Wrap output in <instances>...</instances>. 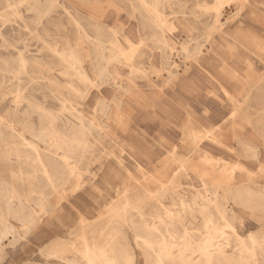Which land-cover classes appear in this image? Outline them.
I'll return each instance as SVG.
<instances>
[{"label":"rangeland","instance_id":"rangeland-1","mask_svg":"<svg viewBox=\"0 0 264 264\" xmlns=\"http://www.w3.org/2000/svg\"><path fill=\"white\" fill-rule=\"evenodd\" d=\"M59 1L92 31L117 26L116 29L121 28L128 35L140 30L146 40L133 61L122 68L120 85L105 79L99 88L90 87L89 95L81 100L68 85L67 78L60 74L62 66L48 46L77 47L80 42L83 59L97 73L93 65L95 54L88 42L79 40L76 29L61 8L38 25L41 38L26 27V24L31 28L36 24L33 11L23 8L24 21L15 17L6 22L0 20L3 36L13 44L7 48L0 36V65L5 59L16 65L19 50L29 64V73L22 74L20 79L0 78L4 92L2 114L12 106L13 95L9 90L21 87L28 96L55 110L60 108L58 96L75 104L79 102L81 106L78 107L84 108L86 120L94 122L89 134L90 161L88 170L81 176L80 189L74 193L69 189L65 195H58L61 215L55 216L49 206L46 216L29 233H22L15 244L6 242L0 264H84L75 249L80 246L81 238L68 234L71 228L63 224L68 217L75 228L82 215L92 222L87 226L90 242H103L110 235H117V231L123 232L126 238L119 240V245L135 254L137 264H145L147 255L137 245L134 230L114 216V212L108 211L116 207L112 201L117 200L121 191L130 202L127 215L135 226L140 224V211L149 222L158 224V219L152 216L161 210L162 216L167 218L166 208L179 212L183 224L199 235L201 215L186 213L185 209H196L210 198L219 204L242 234L258 231L264 236V110L256 108L262 91L256 81L264 73V64L256 57L260 55L258 49H252L255 55L252 54L251 59L247 56L252 52L248 53L239 45L237 48L245 61L236 63L233 57L229 60H233L230 64H238L240 73L233 78L224 75L225 78L223 70L213 61L215 57L225 56L214 37L212 48L204 50L206 55L200 62L175 51L171 59L175 58L179 67L174 68L170 76L159 47L148 39L151 30L140 15L137 14V19L133 17V1ZM201 1L180 0L176 9L184 13L167 15L176 35L173 40L176 47L179 48V41L193 38L190 48L194 49L195 44L213 31L209 26L214 21V11H203ZM205 1L210 6L215 5V0ZM256 2L255 8L261 17L264 0ZM225 3L220 21L239 34L243 24L234 23L232 17L240 4L236 0H225ZM166 11L170 14L172 10L167 8ZM248 20L252 21L249 23L252 30L264 38L263 23ZM241 41L248 49L252 48L249 38H241ZM207 71L219 80H208ZM247 84L255 90L251 99L245 93ZM223 88L228 89L233 98L227 96ZM255 148L260 151L259 159L254 157ZM107 156L108 160L103 163ZM0 168L8 176L3 164ZM225 186L230 187L229 199L223 198ZM147 192L159 202L148 200ZM213 214L215 221L222 224L219 213L214 211ZM181 229L182 225L178 224L177 230ZM225 229L230 233V229Z\"/></svg>","mask_w":264,"mask_h":264},{"label":"bare ground","instance_id":"bare-ground-1","mask_svg":"<svg viewBox=\"0 0 264 264\" xmlns=\"http://www.w3.org/2000/svg\"><path fill=\"white\" fill-rule=\"evenodd\" d=\"M131 1L133 17L137 19L136 16L140 15L145 26L151 30L148 39L159 47L161 59L169 68L167 72L170 76L174 73L173 69L179 67L177 60L171 59L175 51L200 62L206 55L203 54L204 50L212 48L214 37L218 39L219 46L225 53L224 57L222 55L213 59L223 70V77L233 78L240 73L238 64H230L234 59L236 63L245 61L237 48L239 45L244 46L248 53L252 52L247 56L251 59L250 56L255 55L252 49L256 47L260 53L256 57L264 64V38L252 30V25L249 24L252 21L248 20L251 18L260 21L264 26V14L260 17L255 8L257 0H236L240 7L232 18L236 21L234 23L243 24L239 34L230 30L227 23L220 21L225 0H215L213 6L205 0L201 1L200 7L203 11H214V21L209 26H212L213 31L195 44L194 49L190 48L193 38L179 41V48L173 43L176 35L167 15L184 13L176 9L180 0ZM0 6V20L3 22L10 21L12 17L24 21L23 8L33 11L36 24L32 28L26 24V27L39 38V26L44 23L43 20L49 18L58 8L62 9L76 29L79 40L88 42L95 54L93 65L97 73L83 59L80 42L77 47H60L58 44L48 46L62 66L60 74L67 78L68 85L81 100L89 95L90 87L99 88L105 79H112L120 85L122 68L133 61L135 53L146 40L140 30L128 35L121 28L116 29L117 26H109L104 30L99 27L92 31L59 0H0ZM167 8L172 10L170 14L167 13ZM0 36L7 48L13 45L3 36L1 30ZM241 38H249L252 48L248 49ZM230 57H233L232 61L229 60ZM15 63L16 65H11L9 60L3 61V65H0L1 80L12 76L20 79L22 74L29 73L28 60L20 50ZM206 77L211 82L219 80L209 71ZM30 78L33 79L32 76ZM2 82L0 81V164L7 168L9 174L5 176L4 169L0 168V257L6 242L9 245L15 244L22 237V233H29L46 216L49 206L55 216L61 215L62 211L58 210V195H65L69 189L73 193L80 189L81 176L88 170L90 161L89 134L90 126L94 125L92 119L86 120L84 108L78 107L81 106L79 102L75 104L63 96H58L60 108L55 110L28 96L21 87L9 90V94L13 95L12 106L6 114H2ZM256 83L262 87L256 107L261 111L264 110V73L259 75ZM77 85L82 87L77 88ZM236 87H239L238 84ZM223 89L227 96L233 98L228 89ZM245 93L248 99L253 97L255 90L251 84H247ZM67 115L73 117V120L68 119ZM253 154L256 159L261 156L258 148H255ZM107 160L108 156L103 163ZM224 188L223 198L229 199L230 187ZM145 196L150 201L156 199L159 202L150 192ZM125 197L126 193L121 191L117 200L112 201L116 203V207L108 208V211L114 212V216L120 217L123 224L134 230L137 245L147 255L145 264H264V236L258 231L242 234L213 199L207 198L196 209H185L186 213L194 215L197 212L202 217V228L199 235H196L183 224V216L179 212L166 208L164 212L168 219L162 216L161 210H157L152 218L158 219V224H152L140 211V224L135 226L134 221L127 215L130 202ZM214 211L219 213L218 219L222 224L215 221ZM71 221L72 219L65 217L63 224L71 228L68 234L81 238L80 246L75 249L80 253L84 264H137L135 254L126 246L119 245V240L126 238L123 232L117 231V235L112 234L103 242L92 243L87 235V226L92 222L82 215L79 224L73 228ZM178 224L182 225L181 231L177 230ZM225 228L230 229V233Z\"/></svg>","mask_w":264,"mask_h":264}]
</instances>
